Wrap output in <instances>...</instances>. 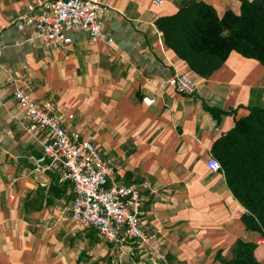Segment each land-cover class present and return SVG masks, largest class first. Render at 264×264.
Segmentation results:
<instances>
[{
	"label": "crops",
	"instance_id": "0c3cea01",
	"mask_svg": "<svg viewBox=\"0 0 264 264\" xmlns=\"http://www.w3.org/2000/svg\"><path fill=\"white\" fill-rule=\"evenodd\" d=\"M105 1L113 46L77 29L68 32L70 42L47 48L34 24L17 25L30 4L39 10V0H0V264H222L238 239L256 242L264 263V238L246 227L245 207L224 173L208 166L215 140L264 106V62L233 50L200 76L158 27L186 0ZM202 1L218 15L240 12L242 4ZM24 72L32 95L53 102L66 127L91 137L112 160L110 184L151 182L143 187L148 241L121 247L76 225L73 184L60 165L38 163L47 132L28 129L12 97L8 77ZM178 72L196 80L193 93L167 82Z\"/></svg>",
	"mask_w": 264,
	"mask_h": 264
},
{
	"label": "built area",
	"instance_id": "2783aa9c",
	"mask_svg": "<svg viewBox=\"0 0 264 264\" xmlns=\"http://www.w3.org/2000/svg\"><path fill=\"white\" fill-rule=\"evenodd\" d=\"M161 3L163 0H155ZM17 21L19 28L25 23L35 26L36 36L49 48L70 42V30H85L93 41H103L113 46V38L105 31L103 15L109 5L105 0H39ZM12 97L23 109V116L30 130L43 129L48 139L38 163L60 167L63 179L73 184L74 195L70 202L71 217L80 228L92 226L96 236L110 243L127 240L146 242L151 235L142 223L144 214L143 187H150L148 180L140 183H109L112 160L105 157L91 137L64 124V114L51 101L36 99L30 92L32 77L27 73L11 74ZM167 82L179 93L190 94L196 90V80L187 72H178ZM145 103L152 98L144 97ZM208 166L221 170L219 160L212 156Z\"/></svg>",
	"mask_w": 264,
	"mask_h": 264
},
{
	"label": "trees",
	"instance_id": "16d2710c",
	"mask_svg": "<svg viewBox=\"0 0 264 264\" xmlns=\"http://www.w3.org/2000/svg\"><path fill=\"white\" fill-rule=\"evenodd\" d=\"M240 12L218 15L202 0H186L172 15L160 17L165 42L200 76L218 69L235 50L264 62V0H241ZM212 108V107H211ZM214 109V108H212ZM212 156L234 195L245 207L246 227L264 238V106L250 108L218 137ZM257 243L238 239L232 256L222 264H264L255 254Z\"/></svg>",
	"mask_w": 264,
	"mask_h": 264
}]
</instances>
